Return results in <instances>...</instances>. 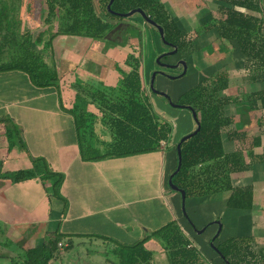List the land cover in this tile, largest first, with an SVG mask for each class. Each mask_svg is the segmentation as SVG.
<instances>
[{
	"label": "crops",
	"instance_id": "obj_1",
	"mask_svg": "<svg viewBox=\"0 0 264 264\" xmlns=\"http://www.w3.org/2000/svg\"><path fill=\"white\" fill-rule=\"evenodd\" d=\"M158 1L180 31L189 36L190 52L182 59L186 69L188 61L200 68L199 73L194 70V76L200 77L196 78L197 81L224 73L226 87L220 94L235 97V102L241 101L244 94L264 88V81L249 82L245 77L247 56L239 52L233 41L218 37L215 27L202 29L205 22L219 18L217 0ZM126 22L127 25L134 24V21ZM143 25L145 23L141 24L137 38L127 32L129 37L126 42L106 44L103 41L96 49L89 43L92 41L90 38L55 36L57 38L54 44L51 43L50 52L54 57L55 48L54 59L59 66L58 84L61 87L35 86L21 70L0 71V118L7 119L0 120L1 264L19 261L25 249L40 245L55 231L62 235L59 241L62 246L68 241L72 246L67 250L69 255L64 256L67 251L60 249V254L50 260V264H111L105 251L107 247L133 244L171 220L176 221L207 264H219L215 256L224 264L209 247L217 229L215 221L220 223V230L212 240L214 245L228 239L250 237L252 251L264 248L263 163L251 162L247 170L230 175L232 186H251L252 203L248 209L227 206L229 191H221L184 198L182 213L179 193L167 186V177L175 167L174 144L194 128L189 112V115L182 116L168 112L150 94L148 97L153 110L157 114L161 112L160 116L172 122V131L164 147L146 153L97 160L85 159L80 154L74 121L67 111L75 101L73 83L76 79L87 83V79L92 77L99 79L100 85L114 89L120 73L129 70L125 64L127 54L136 56L139 53L141 84L145 90L149 88L150 73L154 69L145 67L143 62L145 58L148 61L152 55L163 53L168 47L160 41L156 32L146 30ZM125 36L124 32L123 39ZM67 40L70 44L65 45ZM144 41L146 49L143 50ZM87 43L89 45L84 50ZM187 57L190 59L187 60ZM179 69L181 67L176 68L178 73ZM182 77L184 75L171 80ZM157 78L170 80L158 74L154 79ZM239 78L244 81L236 84ZM231 88L234 94L228 93ZM84 98L89 100L87 96ZM89 103L91 107L94 105ZM235 109L234 102L223 106L224 116L232 118L228 127L236 130V134L233 133L230 139L224 130L221 144L224 152L240 150L247 163L246 151L259 154L264 147V133L260 135L259 146L251 143L252 135L262 129L255 122L260 113L253 111L252 115L248 114L251 120L247 121L252 123L248 128L247 121L239 122ZM92 111L100 116L98 109ZM98 114H95L97 121ZM176 117L180 118L177 125L174 123ZM8 120L17 128L21 146L9 144L5 131V121ZM99 125L103 127L101 123ZM99 143L101 140L94 142L95 146ZM34 158L43 160L50 172L61 175L57 188L52 187L49 177L42 178L40 175L16 182L6 178L5 174L9 172L32 169ZM142 246L151 253L150 264H170L165 250L156 239L148 238ZM116 258L117 255L112 254V264L116 263Z\"/></svg>",
	"mask_w": 264,
	"mask_h": 264
},
{
	"label": "trees",
	"instance_id": "obj_2",
	"mask_svg": "<svg viewBox=\"0 0 264 264\" xmlns=\"http://www.w3.org/2000/svg\"><path fill=\"white\" fill-rule=\"evenodd\" d=\"M107 2L108 0H43L39 15L45 28L35 35V43H40L42 49L51 48L52 39L57 35H64L86 37L92 41L103 40L107 44L111 43L110 38L104 36L118 23L126 26L129 36L137 38L139 30L135 23L127 25L128 22L124 21L127 17L107 11ZM217 3L219 18L205 22L202 29L215 27L218 37L233 41L239 52L247 56L245 68L248 71V81H264V0H217ZM134 8H140L162 28L164 40L176 48L178 59L190 52V40L186 39L158 0H112L110 4V9L117 13ZM13 10L11 0H0V59L3 55L9 56L6 61H0V71L21 70L35 86H57L60 72L52 52L51 63L48 65L42 61L40 53L30 48L29 33L22 41L16 39L17 35L9 23ZM52 24H55L54 31L51 29ZM151 28L157 33L155 28ZM129 36L126 35L124 42ZM22 44H26L23 50L20 48L22 53L12 56L11 53ZM125 64L129 66V70L120 73L114 89L100 84V87L93 88L86 83L83 87V83L77 79L73 83L75 101H80L81 104L80 107L74 104L67 111L73 118L80 154L85 159L97 160L151 152L164 147L169 139L171 123L153 110L148 94H155L149 88L145 90L141 84V55L127 54ZM225 77L224 73L205 77L173 101L189 105L194 110L199 129L180 143V166L171 177V182L184 191L185 198L229 191L227 206L248 209L252 203L251 186H232L230 175L247 170L251 162L264 164V147L259 154L246 151L249 159L247 163L238 149L224 152L221 133L226 130L228 138L232 139L236 130L228 127L232 118L224 116L223 106L234 102L239 122L251 120L247 114L249 110L260 113L255 122L262 129L258 134L252 135L251 140L253 146H259L260 135L264 133V88L255 89L245 99L235 102V97L220 94L226 87ZM84 96L89 97V100ZM85 102L94 103L100 112L99 121L105 132L100 136L109 133L107 141L101 140V144H105L103 153H98L94 144L95 141L100 142L94 135L91 123L96 117L91 112L85 113ZM251 124L248 123V128H251ZM5 127L9 144L21 146L17 128L9 120L5 121ZM244 135L243 133V137ZM33 163L32 169L9 172L5 174L6 178L16 182L40 175L42 178L49 177L52 187L57 188L61 175L47 170L46 163L40 158H34ZM61 237V233L55 231L40 245L25 249L20 260H12L10 264H50L49 261L60 254V249L67 251L72 246L71 241L59 246ZM148 238L157 240L165 250L170 264H207L202 260L198 249L189 243L175 220L149 232L133 244H119L115 248H109L113 255H117V261L113 264H150L151 253L142 246ZM249 239L250 237L228 239L215 246L230 264H264V248L252 251ZM110 261L112 264V260Z\"/></svg>",
	"mask_w": 264,
	"mask_h": 264
},
{
	"label": "rangeland",
	"instance_id": "obj_3",
	"mask_svg": "<svg viewBox=\"0 0 264 264\" xmlns=\"http://www.w3.org/2000/svg\"><path fill=\"white\" fill-rule=\"evenodd\" d=\"M13 2V6H14V10L12 11L11 13V17L9 19V23L11 25V28L14 30V33L17 35L16 36V39L19 40V41H22L23 38L27 35V33H29V36H30V48L34 51V52H37V53H40V57L42 59L43 62H45L46 64H50L51 63V52H50V48H46V49H42V46L40 43L36 44L35 41H34V37L35 35L42 31L44 28H45V25L42 24V17L39 15V12L41 10V8L43 7V0H11ZM16 9V10H15ZM134 18V20H132ZM125 21V20H124ZM126 21H134V23H138L135 27L138 28V30H140L142 28L141 24L142 23H145L139 16L138 14H132L128 17V20L126 19ZM55 24H52V31L55 30ZM144 28H146V30H150V31H154L150 25H148L147 23H145V25H143ZM155 33V31H154ZM45 39L47 38V36L44 37ZM186 39H189V36H186ZM145 40H146V35H145ZM70 40H67L65 41V45L66 44H70L69 43ZM102 42L103 40H94V41H91L89 42L90 44H92L93 46H95V49L96 48H100L101 45H102ZM23 43V42H22ZM89 43H87L86 47L84 48V50L87 48V46L89 45ZM136 43V42H135ZM144 44L145 46L143 47V50L144 48L146 49V41H144ZM26 44H22L20 45V47L18 49H16L15 51H13L11 53V55H20L22 52L20 50V48L23 50V47H25ZM140 46H142L140 44ZM139 46V47H140ZM90 47V46H89ZM19 51V52H18ZM155 52V51H154ZM161 53V52H160ZM160 53H158L156 56H158ZM12 55V56H13ZM156 56H153L151 57V59L147 61V59L145 58L144 60V64L145 67L147 65V68L150 67V70L153 68L155 70V67H158L157 63L155 62V58ZM8 55H3V57H1L0 61H6L8 59ZM72 58V57H71ZM178 58V55L175 54H171V55H166V56H163L161 57L159 60L162 61V62H165V63H169L170 62H175ZM73 59V58H72ZM176 59V60H175ZM190 57H187V60H189ZM173 62V63H174ZM152 69V70H153ZM160 70H166L167 72H171V73H175L177 72V70L175 68L173 69H168V68H159ZM180 70V69H179ZM194 70H196L198 73L200 71V68L197 67V65L195 66H192L190 65L189 61H188V66H187V69H186V74H184V77L182 78H178V79H175V80H159V78L157 79H154L153 81V87L160 90V91H163L164 93H166L167 95H169L170 99L172 101H175L177 100V97L185 92L186 90H188L189 88L195 86V84H197L199 81H197L196 78H200L199 76L196 77L194 76L196 73L194 72ZM181 71V70H180ZM179 71V72H180ZM248 72V71H247ZM247 72L244 71L245 73V77L247 78ZM166 73V72H165ZM166 74H170V73H166ZM99 79H96V78H88L87 79V85L89 86H93V88L95 87H100L99 85ZM239 81V83H238ZM244 80L239 78L236 79V84H241ZM195 82V83H193ZM241 82V83H240ZM84 84H82V86L84 87ZM264 85V84H262ZM62 85L58 84L57 87H61ZM163 89V90H162ZM61 90V89H60ZM228 93L230 94H234L235 91L233 90V88L231 89H228ZM248 94H244L241 99H245V97L247 96ZM149 96V94H148ZM150 97V96H149ZM153 98L159 102V104L161 105V107L164 109V110H167L168 112H174L175 114H178V115H189L188 114V110L186 109H180V108H172V107H169L165 101L164 98H162L161 96L159 95H154ZM87 102V101H86ZM84 103L85 107L87 106L86 109H83L85 111V113L87 112H90L91 109H94V110H97V108L95 107V105H93L91 107L90 103ZM78 105L80 107V104L81 102L80 101H74L72 102L71 106L72 107L73 105ZM157 113V112H156ZM163 113V112H162ZM253 113V110H249L247 114L249 115H252ZM92 114L96 117L95 114H98L97 112H93L92 111ZM159 114L161 115V112H159ZM99 116V114H98ZM100 117V116H99ZM180 118L174 120V123L177 125V123L179 122ZM191 122V121H190ZM93 124V127H95L93 130H94V135H96V137L99 139V140H102V142H105L107 141V138L108 136H100V135H104L105 132L102 131L103 129L101 128V126L99 125L101 122L100 121H97L95 119V121H92L91 122ZM172 123V122H171ZM193 123V122H192ZM75 127V126H74ZM77 132V131H76ZM78 137H79V140L80 139V134H78ZM244 144V143H243ZM96 147H97V150H98V153H103L104 152V149H105V144H101L99 143L98 145L96 144ZM37 228H41V226H37ZM198 236V235H196ZM62 245V244H61ZM88 244H86L87 246ZM210 247V246H209ZM210 249V248H209ZM111 249H109V247H107V249L105 250L106 251V254L107 255V258L109 260H112V252H110ZM210 251L212 253H214V251L212 249H210ZM70 251H67V253H64V256L65 254L69 255ZM215 254V253H214ZM216 255V254H215ZM63 256V257H64ZM216 257V260L219 264H221L222 262L220 261V259ZM221 263H220V262ZM1 264V263H0ZM104 264V263H102ZM108 264V263H107Z\"/></svg>",
	"mask_w": 264,
	"mask_h": 264
},
{
	"label": "water",
	"instance_id": "obj_4",
	"mask_svg": "<svg viewBox=\"0 0 264 264\" xmlns=\"http://www.w3.org/2000/svg\"><path fill=\"white\" fill-rule=\"evenodd\" d=\"M112 0H108V2L106 3V10L109 11L110 13H115L116 15L120 16V17H129L130 15L136 13L138 14L142 20L149 24L150 26H152L153 28H155V30L157 31V34L159 36V39L160 41L166 45V46H169L171 47V50L169 51H164L163 53H160L158 56H156L155 58V62L157 63L158 67L159 68H168V69H173V68H178V67H181V71L179 73H177L176 75H170V74H166L165 72H163L162 70L160 69H155L153 71H151L150 73V77H149V82H148V87L150 89V91L153 93V94H156V95H159L161 96L162 98L165 99V101L167 102V104L171 107H174V108H180V109H186L189 111L190 115H191V118L194 122V128L182 135L178 141L176 142L175 144V152H176V165H175V168L173 169V171L168 175L167 177V186L173 190V191H176L179 193L180 195V199H181V211L182 213H184V209H183V201H184V191L181 189V188H178L177 186H175L172 182H171V177L178 171L179 169V166H180V160H181V156H180V150H179V146H180V143L185 140L186 138L192 136L193 134H195L198 129H199V122L196 118V114L194 112V110L189 106V105H184V104H177L175 102H173L170 97L164 93L163 91H160L156 88L153 87V80H154V77L155 75H162L166 78H169V79H174V78H177V77H180L182 76L185 71H186V63L184 61V59H177L174 63H165V62H162L160 61L159 59L163 56H166V55H171V54H175L176 52V48L171 46L170 43L166 42L164 40V37H163V31H162V28L156 24L153 20H151L150 18L147 17V15L140 9V8H134V9H131L127 12H123V13H117V12H113L111 9H110V4H111ZM120 25V23H118L117 25H115L111 30H109L107 32V34L104 36V38L108 37L112 31H114L115 29L118 28V26ZM57 37L53 38L52 39V44H54V40L56 39ZM81 38H86V37H81ZM53 52H54V57H56L55 55V48H53ZM215 223L217 224V229L212 237V239L210 240L209 242V245L211 247V249L222 259V261L224 262V264H230L226 259L223 258L222 254L219 252V250L216 248V246L212 243V240L217 236L219 230H220V223L218 221H215ZM194 231H196L197 233H200L201 231L200 230H196V229H193Z\"/></svg>",
	"mask_w": 264,
	"mask_h": 264
},
{
	"label": "flooded vegetation",
	"instance_id": "obj_5",
	"mask_svg": "<svg viewBox=\"0 0 264 264\" xmlns=\"http://www.w3.org/2000/svg\"><path fill=\"white\" fill-rule=\"evenodd\" d=\"M123 25H124V23H123ZM125 27L126 26H122V24H120L117 29H115L114 31L111 32V34L109 35V38H110V41L112 44H118V43H122L124 41V39H123L124 32H125V35L128 34L127 33L128 30H126ZM167 47H168V49H166L165 51L171 50V47H169V46H167Z\"/></svg>",
	"mask_w": 264,
	"mask_h": 264
},
{
	"label": "built area",
	"instance_id": "obj_6",
	"mask_svg": "<svg viewBox=\"0 0 264 264\" xmlns=\"http://www.w3.org/2000/svg\"><path fill=\"white\" fill-rule=\"evenodd\" d=\"M58 245L60 246L61 244H60V243H58Z\"/></svg>",
	"mask_w": 264,
	"mask_h": 264
}]
</instances>
